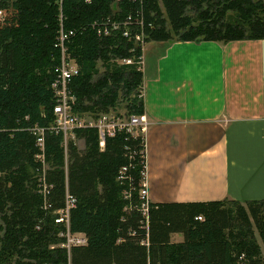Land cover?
I'll return each mask as SVG.
<instances>
[{"label":"trees","instance_id":"trees-1","mask_svg":"<svg viewBox=\"0 0 264 264\" xmlns=\"http://www.w3.org/2000/svg\"><path fill=\"white\" fill-rule=\"evenodd\" d=\"M59 8L57 0H0V264H264V200L144 206L142 133L117 131L100 149L98 129H75L67 142L50 131ZM62 14L64 29L76 31L66 41L80 70L73 109L93 120L145 112L141 43L123 32L98 36L94 21L131 17L146 46L264 39V0H63ZM35 127L47 129L43 152ZM67 195L75 198L68 230L86 238L71 250L60 246L66 225L55 222Z\"/></svg>","mask_w":264,"mask_h":264},{"label":"crops","instance_id":"crops-1","mask_svg":"<svg viewBox=\"0 0 264 264\" xmlns=\"http://www.w3.org/2000/svg\"><path fill=\"white\" fill-rule=\"evenodd\" d=\"M143 54L148 202L263 201L264 39L151 42Z\"/></svg>","mask_w":264,"mask_h":264},{"label":"built area","instance_id":"built-area-1","mask_svg":"<svg viewBox=\"0 0 264 264\" xmlns=\"http://www.w3.org/2000/svg\"><path fill=\"white\" fill-rule=\"evenodd\" d=\"M87 4H91L92 0H85ZM121 0H116V2ZM59 4V28L58 34L56 36V40L54 42L55 47L60 52V63H58L55 71L57 73V77H55L54 83L52 84L53 92L55 95V105H53L52 112L54 113V120L53 124L50 129L51 132L58 133L61 132L63 134V138L65 142H67L72 132L77 129L83 128H94L98 129V137L100 138V149L104 148L106 144L107 137L113 136L117 131H126L128 133L134 134L135 131H139L142 133L145 129H147L148 122L146 121L145 114L137 115V116H130L127 120H119L113 114L98 116L96 120L90 118L91 116L83 115L79 116L76 112H74V106L77 104V99L75 98L74 94L72 93L71 89V79L75 76H78L80 70L76 65L75 59L70 57L68 52V46L66 41L76 34L74 29L66 30L63 27V22L65 21V16L62 14L63 8V0H57ZM117 3L115 6V10H117ZM2 11L0 10V19H2ZM131 17H127L126 19L116 21L113 17H107L103 21H94L90 24L91 29L98 28V36L107 37L112 34H120L123 32L122 35L125 38L134 39V41H138L141 43L142 53L144 48L146 47V42L144 40V30L141 24L142 29L140 32L133 33L132 27H130ZM134 21H138L134 19ZM132 26V25H131ZM142 60H139L138 63L142 65ZM133 60L131 59H123L120 63L124 64H133ZM46 128L42 127H35L33 129V134L36 136V141H38V145L43 152L44 146V133L46 132ZM39 161L43 162L44 154L38 156ZM146 182L142 184L140 188V197L145 201L144 206H148V191H146ZM46 185L39 190V193L46 196ZM75 198L73 196L67 195V199L65 200L64 207L60 209L56 215L55 222L56 224H64L66 225V230L60 232L59 236L65 237V241H63L60 246L66 247L68 250H71V247L74 245H84L86 242V238L84 235L80 233L71 234L68 230L69 222H68V215L72 207L74 206ZM202 218V217H199Z\"/></svg>","mask_w":264,"mask_h":264},{"label":"rangeland","instance_id":"rangeland-1","mask_svg":"<svg viewBox=\"0 0 264 264\" xmlns=\"http://www.w3.org/2000/svg\"><path fill=\"white\" fill-rule=\"evenodd\" d=\"M121 112H123V111H121ZM78 148H79L80 150H82V149L84 148V142H83V141H79V142H78ZM263 255H264V251H263Z\"/></svg>","mask_w":264,"mask_h":264}]
</instances>
